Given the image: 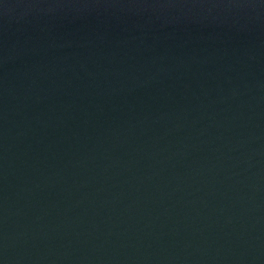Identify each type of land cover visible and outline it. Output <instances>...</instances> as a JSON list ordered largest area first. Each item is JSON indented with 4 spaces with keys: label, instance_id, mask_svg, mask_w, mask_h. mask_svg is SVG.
Here are the masks:
<instances>
[{
    "label": "water",
    "instance_id": "95a60500",
    "mask_svg": "<svg viewBox=\"0 0 264 264\" xmlns=\"http://www.w3.org/2000/svg\"><path fill=\"white\" fill-rule=\"evenodd\" d=\"M0 264H264V0H0Z\"/></svg>",
    "mask_w": 264,
    "mask_h": 264
}]
</instances>
